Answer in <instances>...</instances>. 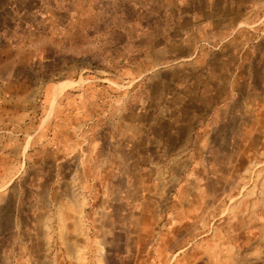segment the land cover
I'll use <instances>...</instances> for the list:
<instances>
[{"label":"rangeland","instance_id":"rangeland-1","mask_svg":"<svg viewBox=\"0 0 264 264\" xmlns=\"http://www.w3.org/2000/svg\"><path fill=\"white\" fill-rule=\"evenodd\" d=\"M240 3L0 0L29 133L0 264H264V0Z\"/></svg>","mask_w":264,"mask_h":264},{"label":"crops","instance_id":"crops-1","mask_svg":"<svg viewBox=\"0 0 264 264\" xmlns=\"http://www.w3.org/2000/svg\"><path fill=\"white\" fill-rule=\"evenodd\" d=\"M239 1L242 2L240 3V9L242 10L240 11V18L244 17L245 15L251 17L253 14L251 2H255L256 0ZM234 11H236V5H234ZM241 21L242 20L239 19V22H236V25L234 28H232L231 32L235 33L243 28L242 26L244 24ZM255 23L256 22H249L248 26H251ZM248 32H250V30H248ZM254 41L255 42L248 46V64H251L252 61L255 62L254 64H257L256 59L253 58V55L255 54L256 49L263 48V45L257 42L256 38H254ZM222 43V46L218 44L219 49L225 48L227 45L224 40ZM230 43L232 45V52L234 56L235 52L244 48L246 44L244 42H238L235 39ZM10 81L11 75L9 73L0 74V187L9 184L11 178L15 176L18 169L17 163L29 146L27 138L29 133L27 132L26 128H24L23 136H20L17 133V92L15 88L11 87ZM24 119V124L26 125V115Z\"/></svg>","mask_w":264,"mask_h":264}]
</instances>
